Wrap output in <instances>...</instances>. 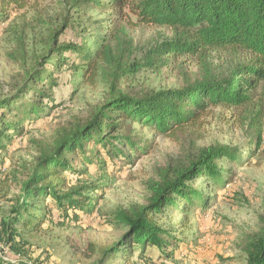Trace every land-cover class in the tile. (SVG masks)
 I'll return each mask as SVG.
<instances>
[{"label": "trees", "instance_id": "16d2710c", "mask_svg": "<svg viewBox=\"0 0 264 264\" xmlns=\"http://www.w3.org/2000/svg\"><path fill=\"white\" fill-rule=\"evenodd\" d=\"M39 2L0 0V31L12 44L7 55L22 67L10 92L0 97V151L65 101L55 97L64 80L103 81L106 92L85 118L33 140L36 155L12 175L17 194L0 208V264H42L32 258L24 239L28 233L45 223L65 226L98 210L105 185L84 177L93 167L105 178L107 164L126 159V148L142 149L126 126L175 137L197 127L213 108L224 107L241 112L255 148L263 134L264 0H61L53 14L38 10ZM28 7L33 19L26 12L12 17V11ZM139 26L168 28L171 35L141 46L132 34ZM37 40L39 52L31 51L27 65L28 46ZM221 51L229 56V69L212 65V53ZM193 59L196 70L189 71L186 63ZM162 69L177 70L181 83L141 93L121 87L143 70ZM90 144L96 149L87 148ZM243 153L238 146L210 145L161 168L158 179L147 184L145 203L115 209L114 219L125 231L121 242L103 250L102 259L125 247L140 254L151 247L171 257L166 246L174 245L173 228L160 224V215L181 201L199 199L202 205L191 182L205 176L222 181L225 169L218 161H240ZM261 222L243 242L246 264H264V216ZM5 251L14 260L5 258Z\"/></svg>", "mask_w": 264, "mask_h": 264}, {"label": "rangeland", "instance_id": "374dc122", "mask_svg": "<svg viewBox=\"0 0 264 264\" xmlns=\"http://www.w3.org/2000/svg\"><path fill=\"white\" fill-rule=\"evenodd\" d=\"M60 1L40 0L37 9L44 14H53ZM31 9L12 11V17L26 12V18L31 20L35 16ZM132 34L139 45L146 46L161 42L171 35V31L159 26H139ZM32 45L28 46L27 65L33 58L31 51L39 52L38 40ZM11 49L8 35L0 31V97L10 92L17 75L22 72V67L7 55ZM211 60L213 66H220L222 70L231 67L229 56L223 51L212 53ZM195 62L196 59L188 61L186 68L196 70ZM180 83L177 70H143L130 81L122 82L121 87L141 93ZM105 87L99 80L94 84H70L64 80L56 89L55 97L65 101L46 118L28 125L21 138L0 151L3 180L0 208L8 206V200L17 194L12 175L36 155L33 140L47 139L57 127L85 118L102 102ZM240 116L239 110L216 107L197 127L179 132L175 137L157 134L148 127L126 126V133L135 135L134 140L142 149L126 148V159L115 158L113 164H107L102 172L105 178L90 168L84 178L105 185L98 210L78 221H66L65 226L45 223L39 230L28 233L24 239L29 243L32 258L43 260L42 264H246L243 242L260 230L264 216V127L260 147L255 148L254 136L243 128ZM216 144L238 146L244 153L240 161H218L225 169L222 181L215 182L205 176L191 182L204 198L202 205L199 199L192 204L181 201L178 207H170L160 215L159 223L173 228L174 245L166 246L173 252L172 256L165 257L151 247L144 254L136 247H125L103 260V250L121 242L125 231L114 219L115 209L145 203L150 194L147 184L158 179L161 168L193 158L199 148ZM87 148L96 149L92 144ZM130 156L132 159L128 160ZM5 253V258L14 260L7 251Z\"/></svg>", "mask_w": 264, "mask_h": 264}]
</instances>
